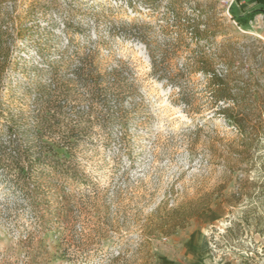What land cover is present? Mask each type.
Listing matches in <instances>:
<instances>
[{
  "label": "rangeland",
  "instance_id": "obj_1",
  "mask_svg": "<svg viewBox=\"0 0 264 264\" xmlns=\"http://www.w3.org/2000/svg\"><path fill=\"white\" fill-rule=\"evenodd\" d=\"M228 5L0 0V20L12 37L9 56L25 63L10 76L14 106L33 109L24 88L47 84L51 62L73 88L56 122L78 135L67 147V181L41 180L35 210L0 173V264H188L185 239L204 228L210 254L196 233L192 242L204 258L198 264H264V24L239 27ZM179 11L197 28L189 71L187 52L167 46L176 40ZM143 42L167 52V75H182L178 82L156 80ZM92 50L100 51L101 72L128 68L136 91H110L114 118L108 122L88 89L65 74V63L72 68ZM215 54L224 58L216 69L230 70L232 85L246 89V103L260 106L261 136L247 152L233 124L211 107L209 75L196 63L213 62ZM40 217L52 231L40 232Z\"/></svg>",
  "mask_w": 264,
  "mask_h": 264
},
{
  "label": "trees",
  "instance_id": "obj_2",
  "mask_svg": "<svg viewBox=\"0 0 264 264\" xmlns=\"http://www.w3.org/2000/svg\"><path fill=\"white\" fill-rule=\"evenodd\" d=\"M257 13L258 11L249 14L247 19L232 17V20L239 27H244L253 20ZM176 22V40L167 46L175 53L177 50L187 52L190 57L184 68L186 71L193 70V49L189 46L192 45V34H196L197 28L194 22H191V17L182 11L176 13ZM8 38L12 39L8 28L0 20V173L8 184L11 183L12 189L23 197L22 200L32 210H35L39 205L37 201L40 198L39 182L45 181L48 175L61 176L66 179L70 171L66 164L69 155L67 147L76 142L74 138L78 137L77 131L74 129L61 130L56 121L59 117H63L65 109L63 101L70 96L73 88L70 83L71 79H65L59 74L58 68H54L50 62L47 65L52 70L49 82L47 84L37 83L34 86L27 82V87L24 88L23 96L32 97L33 109L26 107V104L15 107L16 102L12 97L13 90L9 84L10 76L19 68L25 70V63L20 64L22 62L19 63L10 58L8 52L11 45L7 41ZM142 45L153 66V75L156 80H176L178 82L182 75H176L174 79L167 75L166 62L170 59L167 52L159 47H151L147 42H143ZM99 53L98 50H92L81 58L77 57V64L74 67L71 68V61H68L64 68L65 74L69 73L76 83L88 89L92 103L103 107L108 122L114 118L113 106L109 98L110 91L114 88L122 90L124 86L129 94H136V91H133L132 83L129 85L126 76L128 68L123 64L110 71H100ZM197 59L199 61L196 63L201 66V73L209 75V88L213 98L211 107H215L226 122L233 124L238 135V142L247 152L254 138L261 136L258 134L261 119L259 104L254 101L250 105L246 103L244 98L246 89L240 88L235 83L232 85L231 77L234 74L230 70L218 71L216 69V60L223 61V57L215 54L213 62L203 61L202 58ZM20 60L23 59L20 58ZM23 80H26L25 76ZM109 81L112 86L109 85ZM140 102L142 103V99ZM115 103L120 104L121 99L115 98ZM120 125L123 127L124 123ZM59 150L63 153L59 154ZM58 192L59 189L56 188L55 193ZM37 225L41 228V233L52 231L44 217H40Z\"/></svg>",
  "mask_w": 264,
  "mask_h": 264
},
{
  "label": "crops",
  "instance_id": "obj_3",
  "mask_svg": "<svg viewBox=\"0 0 264 264\" xmlns=\"http://www.w3.org/2000/svg\"><path fill=\"white\" fill-rule=\"evenodd\" d=\"M228 4H229L228 5L229 11H232V9H235V14H233V17L238 18V19L240 18L247 19L249 14L258 11V13L253 18L252 21H255V22L257 21V22L264 24V0H228ZM206 218L207 217H205V219H202L203 222L208 220ZM198 232L204 235V239L206 240V243H207V252L209 253L210 241L208 240L206 229L205 228L198 229L196 231L191 232L186 237L184 246H183L184 256L186 257L188 264H198L201 260H204L202 256L198 255L199 249L196 246H194L192 242V239H195V235ZM209 260L210 259H208V257L206 256V262H208Z\"/></svg>",
  "mask_w": 264,
  "mask_h": 264
}]
</instances>
